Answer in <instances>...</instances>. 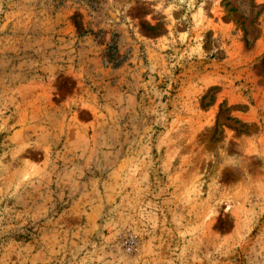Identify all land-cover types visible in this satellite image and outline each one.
Segmentation results:
<instances>
[{"label": "rangeland", "instance_id": "rangeland-1", "mask_svg": "<svg viewBox=\"0 0 264 264\" xmlns=\"http://www.w3.org/2000/svg\"><path fill=\"white\" fill-rule=\"evenodd\" d=\"M0 264H264V0H0Z\"/></svg>", "mask_w": 264, "mask_h": 264}]
</instances>
